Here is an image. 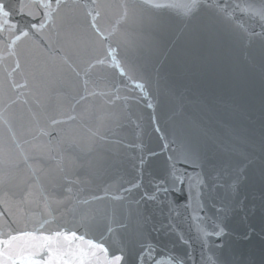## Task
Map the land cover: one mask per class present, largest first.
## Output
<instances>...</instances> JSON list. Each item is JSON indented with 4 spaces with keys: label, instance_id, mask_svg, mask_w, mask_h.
Segmentation results:
<instances>
[{
    "label": "water",
    "instance_id": "1",
    "mask_svg": "<svg viewBox=\"0 0 264 264\" xmlns=\"http://www.w3.org/2000/svg\"><path fill=\"white\" fill-rule=\"evenodd\" d=\"M120 45L156 147V125L167 129L184 113H192L186 101H201L198 110L215 123L222 121L234 130V137L210 159L219 171V181L228 184L234 172L252 175L247 187H240L237 201L243 207L229 213L228 226L249 254L250 264H264V188L259 175L264 171V90L259 75L264 73V0H108ZM205 26L206 43L189 40L192 22ZM220 36L232 44L239 62L257 73L250 86L239 79L217 45ZM161 68L171 70L163 75ZM168 101L174 102L169 111ZM167 121V122H166ZM239 129H246L249 137ZM211 156V153H209ZM179 167H185L179 165ZM209 186L214 181L208 179ZM223 195V189H217ZM193 204L183 207L186 194L178 196L184 212L208 258L211 250L204 237L211 228L219 203L218 197L204 194L206 209ZM200 217V219L197 218ZM228 241L220 254L227 260ZM210 260V258H209ZM211 264L212 261L210 260Z\"/></svg>",
    "mask_w": 264,
    "mask_h": 264
},
{
    "label": "snow or ice",
    "instance_id": "2",
    "mask_svg": "<svg viewBox=\"0 0 264 264\" xmlns=\"http://www.w3.org/2000/svg\"><path fill=\"white\" fill-rule=\"evenodd\" d=\"M179 111L182 118L174 120L167 129H162L159 123L156 125L157 148L149 153L147 160L141 158L138 162L134 186L129 188V191L138 195L129 207V214L135 215L141 227H145L153 223L151 216H145V206H154L161 221L165 217L171 221L181 214V206L177 205L176 196L186 194L188 200L183 207L188 208V205L193 204L192 193L195 192V205L202 206L203 209H206L203 200L205 193L210 198L218 197L219 203L213 204V207H218L211 228L205 227L204 230V237L211 250L209 258L212 264H250L248 250L239 245L250 243L252 237L239 239L228 226L229 213L243 207V201L238 202L236 197L241 181L246 179V176L234 172L229 183L225 185L218 182L217 166L209 162L212 157L218 155V150L234 137V130L222 121L214 123L199 110L184 113L181 106ZM154 168L162 174H154ZM145 176L148 177L147 183ZM209 178L214 181L211 187ZM217 189H223L222 196ZM197 218L200 219L199 216ZM228 241L233 244L227 251L228 259L222 260L220 254L225 252ZM46 247L47 245L34 247L24 242L10 245L6 251L9 257L7 264H53L51 259H38Z\"/></svg>",
    "mask_w": 264,
    "mask_h": 264
},
{
    "label": "clouds",
    "instance_id": "3",
    "mask_svg": "<svg viewBox=\"0 0 264 264\" xmlns=\"http://www.w3.org/2000/svg\"><path fill=\"white\" fill-rule=\"evenodd\" d=\"M209 22L202 21L200 19H196L192 22V31L189 36V40L196 42V43H206V33L204 31L206 24ZM218 48L226 54V60L229 62L230 67L232 68L234 74L247 83L248 85H252L257 78V73L255 70L244 63L239 62L234 56L229 55V53L232 52V44L231 42L226 39L223 36H220L217 41ZM161 73L163 75H171V70L168 68H161ZM260 85L261 89L264 90V73H261L259 75ZM201 103L199 98L191 99L189 98L186 101V106L189 109L190 112H193L194 110H198V105ZM168 109L169 111L174 109V102L168 101ZM167 122V121H166ZM240 132L247 135L249 139L252 137L248 135L246 129H239ZM252 175L249 174V176L246 177V179H243L241 181V187H247L248 183L251 181ZM259 181L261 188H264V171H262L259 175Z\"/></svg>",
    "mask_w": 264,
    "mask_h": 264
}]
</instances>
